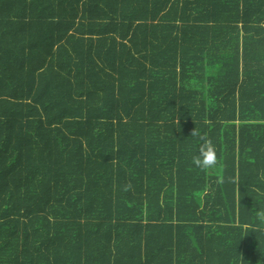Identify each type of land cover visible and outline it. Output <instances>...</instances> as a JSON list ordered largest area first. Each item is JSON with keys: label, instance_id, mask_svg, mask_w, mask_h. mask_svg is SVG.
<instances>
[{"label": "trees", "instance_id": "obj_1", "mask_svg": "<svg viewBox=\"0 0 264 264\" xmlns=\"http://www.w3.org/2000/svg\"><path fill=\"white\" fill-rule=\"evenodd\" d=\"M262 217L264 0H0V264H264Z\"/></svg>", "mask_w": 264, "mask_h": 264}, {"label": "clouds", "instance_id": "obj_2", "mask_svg": "<svg viewBox=\"0 0 264 264\" xmlns=\"http://www.w3.org/2000/svg\"><path fill=\"white\" fill-rule=\"evenodd\" d=\"M194 163L201 168L211 167L215 164L214 148L210 142H205L204 145H201L199 157Z\"/></svg>", "mask_w": 264, "mask_h": 264}]
</instances>
